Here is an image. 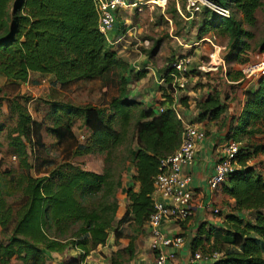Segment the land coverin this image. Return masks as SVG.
Returning <instances> with one entry per match:
<instances>
[{
    "label": "trees",
    "instance_id": "16d2710c",
    "mask_svg": "<svg viewBox=\"0 0 264 264\" xmlns=\"http://www.w3.org/2000/svg\"><path fill=\"white\" fill-rule=\"evenodd\" d=\"M212 1L228 6L231 15L204 7L197 36L228 39L225 76L238 87L242 66L251 60L249 40L254 37L244 25L255 26L264 0ZM179 2L184 10L185 1ZM166 12L172 19L180 17L175 4H168ZM160 41L141 49L154 58ZM176 57H168L160 69L161 99L147 106L129 90V84L145 77L147 70L131 68L110 45L100 31L94 0H0V75L7 86L18 90L29 81L37 84L30 79L38 73L51 76L53 89L98 79L104 84L113 81L119 89L108 105L53 99L40 120L20 94L8 98L7 109L5 97H0V264H47V252L68 248L80 250V256L64 264H83L114 228L116 241L127 232L130 241L125 249L133 251L154 212L161 160L182 141L184 124L173 108ZM209 74L197 67L188 72L201 78ZM244 95L243 110L230 120L226 136L240 144L236 169L221 186L235 198L234 211L225 215L223 225L201 229L205 239L193 242L194 252L201 247L205 254H221L213 264H264V160L259 158L264 154V75ZM190 99L185 95L180 102L187 107ZM226 100L215 90L198 101L193 123L220 120ZM78 132L85 134L84 141ZM94 153L104 157L101 172L86 169L77 160ZM9 156L16 159L15 165L7 164ZM130 166L136 173L125 188L128 202L118 219L122 170L129 173Z\"/></svg>",
    "mask_w": 264,
    "mask_h": 264
},
{
    "label": "crops",
    "instance_id": "0c3cea01",
    "mask_svg": "<svg viewBox=\"0 0 264 264\" xmlns=\"http://www.w3.org/2000/svg\"><path fill=\"white\" fill-rule=\"evenodd\" d=\"M160 2L164 3L165 1L160 0ZM179 5V2H177L178 11L180 7ZM161 9L165 8L161 7ZM134 10L137 11L135 8L131 7H125L119 10L116 22L117 25L109 33L108 41L112 47L119 50L120 55L128 59L131 68H135L137 71L147 70L145 77L140 80H135V83L129 84V89H133V95L143 93L141 92V88L145 86L144 84L147 82V79L150 80L151 76L155 78V90L151 88L144 93H147V95H151V93L156 94L155 100L151 104H147V106L157 105V100L161 99V91L159 86L164 81L160 70L155 67L153 58H149L146 53L143 54L136 48L138 44L134 45V48H129V50L127 49L129 43L133 39H136L137 35V25H133L126 20L127 13ZM183 12L186 14L185 9ZM179 15L184 17L180 11ZM166 18L172 22V16L166 15ZM187 20L188 19H186V21ZM196 39L198 40L194 44V51L198 53L202 52L204 54L208 53L209 44L204 43V40L202 41V39L198 38V36H196ZM185 45L187 47L190 46L189 44ZM127 51H130V53ZM137 54L139 55L137 56ZM219 65L223 66V72H220ZM197 67L203 71H209L210 74L204 78H201L200 76H193L191 81L194 84L197 83L198 86L195 87L190 84L186 88L181 89L175 100L177 107L183 114V124L191 123L205 129L206 137L197 142L195 160L184 170V174L191 177V185L193 188L192 206L194 209V215L185 221L175 222L169 220L164 221L162 224V231L165 234L169 236L182 235L185 238V243L175 251L176 255L173 260V264H191L190 257L194 253L192 250L194 239H201V237L205 239L206 237L205 233H200L201 229L203 232H205V230L212 226L218 227L223 225L225 221V215L233 212L236 205L235 198L226 195L222 187L218 191L210 190L208 186V180L215 170L219 153L223 145L228 140L226 136L229 131L230 120L234 117H238L243 110L245 104L244 90H242L241 86L236 87V84H234L233 81L228 80V78L225 76V71L228 68L226 63L222 62L217 63L216 65L214 60H211V62L202 65L198 63ZM235 67L240 66L235 65ZM151 80L153 81V78ZM249 88L250 87L247 89ZM215 90L220 92L223 99L227 98L226 103L228 104V107L222 114L221 119L211 121L204 120L193 123V120L199 114L197 102L206 99L210 94H213ZM185 95L191 96L189 105L187 107L183 106V104L180 102V98ZM147 99L148 101L150 100L149 97H147ZM142 101L144 102L143 99ZM261 156H264V154L260 155V159ZM98 172L101 171L98 170ZM134 173H136L135 168L130 166L129 173L127 172L125 174L127 180L125 182L124 177V189H121L119 192L121 208L118 212V219L121 218L125 212L126 204L128 202L125 188L132 184L130 176ZM155 199L164 201L160 194L156 195L154 193V200ZM215 208L219 209L218 213L214 211ZM249 217L253 218V214ZM125 227L127 228V231H129L130 223H126ZM150 240V230L148 224H146L145 230L135 240L133 251L131 252L128 249H125L130 241V238L127 236V232L125 235L119 237L118 241H116L114 228L110 232L106 243L100 245L96 250L92 251L90 255L86 257L83 264H155V256L150 245ZM204 243H207V241H204ZM201 249L202 248L200 247L196 249V251L203 252ZM79 256L80 250L74 248H68L62 253L47 252V264H64L65 261ZM113 258L115 262L113 261ZM196 263L213 264L207 261H199Z\"/></svg>",
    "mask_w": 264,
    "mask_h": 264
},
{
    "label": "built area",
    "instance_id": "2783aa9c",
    "mask_svg": "<svg viewBox=\"0 0 264 264\" xmlns=\"http://www.w3.org/2000/svg\"><path fill=\"white\" fill-rule=\"evenodd\" d=\"M99 16L100 31L108 38L109 33L115 28L117 15L121 8L131 7L137 11H143L145 4H157L165 8L167 0L161 3L160 0H94ZM204 7L218 13L221 16L229 17L231 9L228 6L218 4L212 0H187L185 7L186 14L179 11L186 19L193 18L195 13H200ZM212 37V36H211ZM213 42L210 37L204 38ZM253 60H250L242 67V78L238 82L242 90L253 86L264 75V52H257ZM190 57L177 56L173 65L176 72L173 74L172 83L174 97L178 96L181 89L188 86L193 76H189V70L193 69ZM198 68V67H197ZM200 69V68H198ZM173 108L177 117L184 122L182 112L174 102ZM163 111V108H159ZM206 137V130L191 123H184L182 141L179 148L171 155L161 160V172L155 179V194H160L163 200L154 201V212L148 220L151 240L150 245L155 256V264H173L175 251L185 243L182 235L169 236L162 231L164 221L181 222L194 215L192 206L193 188L191 177L184 174V170L195 160L197 142ZM240 144L234 139H228L223 145L215 170L209 177L208 186L212 191H218L226 181L228 175L236 169L235 158L239 152ZM216 213L219 212L215 208ZM221 254L218 252L203 253L194 252L190 257L191 263L207 261L214 263Z\"/></svg>",
    "mask_w": 264,
    "mask_h": 264
},
{
    "label": "rangeland",
    "instance_id": "374dc122",
    "mask_svg": "<svg viewBox=\"0 0 264 264\" xmlns=\"http://www.w3.org/2000/svg\"><path fill=\"white\" fill-rule=\"evenodd\" d=\"M184 1V5L186 7L187 0ZM177 2H179V0H169V3L165 5V9L167 8L168 4H175L177 7ZM143 6V11L134 10L127 13V22L129 21L131 24L137 25L138 27L136 39H133L129 43V46H127L128 50L129 48H134V45L138 44L136 48L145 54L141 48H151L157 42V40L160 39L161 41L160 46L158 47V52L153 58V63L158 70L162 68L168 57L172 55L190 57L193 62L192 66L194 67H197L198 63L202 65L211 62V60H214L217 63H225L223 61V55L227 51L228 39L226 37L216 38L214 35L212 37L211 35H208L204 38L210 37L213 42L204 40V38H202L204 43L209 44L208 53L204 54L202 52L198 53L194 51V44L198 40L196 39V36L197 28L199 26V13H195L193 18L188 19L187 21L180 15V17L172 19V22H170L166 18V15H171L168 14L165 9H161V7H159L157 4L154 5L149 3L148 5L145 4ZM179 6L181 11H183V6L181 4ZM237 16L239 19H242L241 15L238 14ZM244 26L250 29L254 34L253 39L249 40L251 44V50L248 53L251 56V60H253L252 58L257 52H260L261 49L264 51V5L257 11V22L255 26L250 27L248 24H245ZM185 44H189L190 46L187 47ZM127 52L130 53V51ZM138 55L139 54H137V56ZM219 68L221 72L223 66L219 65ZM152 78L153 81L151 80ZM51 79L52 78L49 75L34 73L31 75L30 80H37V84H33L31 81H29L22 84L20 89L14 90V88L6 85L5 77L0 75V97H5L4 108H8V98H14L17 94H20L22 98H26L28 101V106L34 118L40 120L47 116L49 108L48 101H52L53 99L71 101L76 104L90 103L94 105H108L112 98L117 96L119 93V89L113 81L104 84L102 80L98 79L90 82L77 83L65 89H53L54 87L51 83ZM151 79H147V82L144 84L145 86L141 88V92L143 93L133 95V89H129L131 96L136 97L141 101L143 99L144 102H142L146 105L151 104L155 100L156 96L155 93H151V95L144 93L151 88L155 90V78L151 76ZM132 83H135V80H133ZM190 84L195 87L198 86L197 83L194 84L191 80L189 81L188 85ZM147 97L150 98L149 101ZM77 131L78 130H76V132ZM78 136L80 140H85V134L78 132ZM46 141L51 143L52 139L46 137ZM261 159L264 160V156H261ZM6 160L8 165H15L16 163V159L11 156L7 157ZM77 160L86 169H91L94 171H103L104 169V157L101 154L94 153L86 155L84 157L78 158ZM114 166H117L118 170L122 168L120 165L114 164ZM125 174L126 170L124 169L122 170V175L125 177ZM126 180L127 178L125 177V182Z\"/></svg>",
    "mask_w": 264,
    "mask_h": 264
},
{
    "label": "bare ground",
    "instance_id": "6f19581e",
    "mask_svg": "<svg viewBox=\"0 0 264 264\" xmlns=\"http://www.w3.org/2000/svg\"><path fill=\"white\" fill-rule=\"evenodd\" d=\"M214 63L216 64L217 62L214 61Z\"/></svg>",
    "mask_w": 264,
    "mask_h": 264
}]
</instances>
